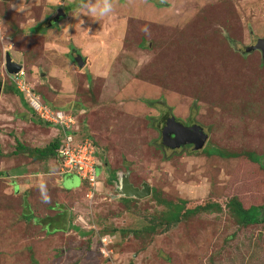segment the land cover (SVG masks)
Masks as SVG:
<instances>
[{
    "label": "rangeland",
    "instance_id": "374dc122",
    "mask_svg": "<svg viewBox=\"0 0 264 264\" xmlns=\"http://www.w3.org/2000/svg\"><path fill=\"white\" fill-rule=\"evenodd\" d=\"M59 7L68 18L50 28ZM82 9V0H0V146L14 145L10 133L35 145L52 136L12 93L9 53L33 91L71 117L77 139L90 136L108 160L97 192L79 191L76 202L58 193L62 179L68 188L77 177L55 162L0 160V264H264V222L241 227L225 208L233 197L264 204V57L245 52L264 38V0H115L104 17ZM171 117L204 130L202 150L162 145ZM212 148L239 156H208ZM109 169L160 199L223 210L136 237L163 207L148 197L124 202L117 182L106 183ZM44 199L51 210L36 206ZM46 216L55 231L39 225Z\"/></svg>",
    "mask_w": 264,
    "mask_h": 264
},
{
    "label": "trees",
    "instance_id": "16d2710c",
    "mask_svg": "<svg viewBox=\"0 0 264 264\" xmlns=\"http://www.w3.org/2000/svg\"><path fill=\"white\" fill-rule=\"evenodd\" d=\"M142 47V46H141ZM245 52L246 49H245ZM264 57V55H262ZM1 93V92H0ZM15 96H17L20 101L22 102L23 106L26 107L28 109V111L31 114V118L30 121L31 122H36L38 125L46 127V128H42V132L44 133H50L51 130H56V134H52L53 136H50L51 138L47 141L44 142L42 145H35L30 143L29 141H23V139H21V137H16L14 136L12 133L9 134V136L13 139V144L11 146H0V160H15L18 162H26V164H30V165H39V164H45V163H49V162H55L57 165H59L60 170H61V166H62V162H61V157L59 155V150L61 148V140H62V133H61V129L59 128V126H55V125H51V124H45L43 122H41L40 120L37 119L35 113L32 111V109L28 106L24 96L22 95V93H20L18 90H13L12 92ZM11 93V94H12ZM39 94V93H37ZM40 95V94H39ZM40 99L43 103L47 104V100L40 95ZM55 110H58L59 108H56L55 106L51 105ZM150 106V104H149ZM49 127V128H47ZM76 132V131H73ZM77 133V132H76ZM14 136V137H13ZM88 139L91 141L90 143L93 144L94 146H96L95 141L88 136ZM162 145H163V140H162ZM164 146V145H163ZM99 147V146H98ZM101 151L103 152V149H101ZM208 156H218L220 158H236L239 155L234 154V153H228V152H224V151H220L218 149H210V151H206ZM97 158L100 159L101 161V167L105 169L107 168V164H108V160L106 155L103 152V155H99L98 153H96ZM244 156L246 158L249 159L250 162L252 163H258V158L253 155L252 153H245ZM99 169L97 170V174H98ZM65 172H63L61 170V175H64ZM107 179H106V183L109 182H114L115 178H117L116 176V171L115 170H111L109 169L107 171ZM75 176L77 177V175L75 174ZM6 177V173L3 170H0V179ZM80 179V178H79ZM97 181L98 183L100 182L99 177L97 176ZM100 185V183H99ZM61 189H59V193L60 195H62L63 193L69 197L73 202H76L74 200H78V196L75 195V193L82 191V194H84V196H86L88 190L90 189L87 181L81 180V185L74 190H65L64 188L60 187ZM95 192H97V187L95 189ZM94 192V193H95ZM28 191H24L22 192L21 195H23V197H21L20 195V199L24 202L25 207L29 208V204L27 202V195H28ZM44 197V196H43ZM26 199V200H25ZM123 199L124 202H129V201H135L134 199L131 198H120ZM148 199H152L156 202V204H158L160 207H163L162 210H158L156 211V213L151 214L149 216L146 217L147 221H146V225H144L143 229H139V230H134L131 233L136 236L139 237L140 235L142 236H147V235H154V234H158L159 232H165L169 231L171 229H173L174 225L179 223L180 220H182L183 218H186L187 216H193L195 214H197L198 212H210V213H220L223 210V207L221 206V204L214 202V201H207L204 204L203 203H198L197 205H190L185 201H179L177 203H172L163 199H160V196H157L156 193H154V190L151 191V194L148 196ZM38 201L40 203H38ZM37 201V205H44V210H51V205L48 204V202L44 200H38ZM57 207H59L60 205H56ZM39 208H41L40 206H38ZM51 208V209H50ZM225 208L228 210V212L231 214V216L233 217L234 221L241 227H247L250 225H257L260 223L264 222V204L263 205H251L248 207H244L243 204L241 203V201H239L237 198L233 197L231 198L226 204H225ZM61 211H59L60 213ZM29 214H30V218L27 219L26 218V214L22 213L21 217H23L25 220L27 221H32L36 218L35 214L32 213L31 209L29 208ZM57 215V214H56ZM49 217H45V218H37L39 225L40 222H42L44 225H41L43 227L47 226L45 225V221L48 219ZM49 230V228L47 229ZM50 231H55V229H50ZM123 231V230H122ZM120 232V235L123 236L124 240H126L129 236L128 232ZM47 232V231H46ZM104 232V231H103ZM109 233H113L114 232H104L101 234H107L109 235ZM112 235V234H110Z\"/></svg>",
    "mask_w": 264,
    "mask_h": 264
},
{
    "label": "built area",
    "instance_id": "2783aa9c",
    "mask_svg": "<svg viewBox=\"0 0 264 264\" xmlns=\"http://www.w3.org/2000/svg\"><path fill=\"white\" fill-rule=\"evenodd\" d=\"M15 89L24 96L28 106L35 113L38 120L45 124L59 126L62 133L61 148V170L65 173H74L81 180L87 181L90 189L86 197L91 198L97 184V167L100 160L96 156L89 139H77L75 130L71 129L72 120L70 116L56 111L52 106L42 103L40 97L24 81L23 72L20 71L12 76ZM102 241L105 239L102 238Z\"/></svg>",
    "mask_w": 264,
    "mask_h": 264
},
{
    "label": "water",
    "instance_id": "95a60500",
    "mask_svg": "<svg viewBox=\"0 0 264 264\" xmlns=\"http://www.w3.org/2000/svg\"><path fill=\"white\" fill-rule=\"evenodd\" d=\"M63 16V14L58 15ZM261 50L264 55V38L257 39L254 45L249 46L246 51ZM79 67H83L85 60L77 59ZM21 65L13 62L9 53L5 55V69L8 74L14 75L21 70ZM208 135L199 125L190 127L184 126L177 122L174 118H168L162 128L163 145L170 150H175L184 146L191 145L193 151L202 150ZM151 194V188L144 183L141 188L134 186L129 182L127 177L121 179L118 183V196L124 198L144 199Z\"/></svg>",
    "mask_w": 264,
    "mask_h": 264
},
{
    "label": "crops",
    "instance_id": "0c3cea01",
    "mask_svg": "<svg viewBox=\"0 0 264 264\" xmlns=\"http://www.w3.org/2000/svg\"><path fill=\"white\" fill-rule=\"evenodd\" d=\"M59 10H57V12H58ZM51 12V11H50ZM48 13V12H47ZM65 15V14H64ZM67 15V14H66ZM65 15V16H66ZM54 16H50V18H48L47 20H49V19H52ZM66 18H68V16H66V17H64V19H66ZM68 20L69 19H67V20H65V22L67 23L68 22ZM47 22V26L48 27H52V28H54V26L55 27H57L56 26V24H59V28H60V25H61V23L62 22H58V23H56V22H54V21H52V20H50V21H46ZM53 24V25H52ZM77 25H78V23H77ZM76 25V26H77ZM75 26V27H76ZM79 27V26H78ZM39 29V31H41V29H40V27L38 28ZM75 45H71V47L73 48V50H72V53H73V60L72 61H75V62H77V59H82V56H81V54H80V51L78 50L80 47H76L77 49H75V47H74ZM77 50V51H76ZM74 51H76V52H74ZM69 52V49H68V51L66 52V54ZM72 53H71V55H72ZM80 54V55H79ZM60 109V108H59ZM59 109L58 110H56V111H59ZM62 113V112H61ZM51 130V132H50V134H56V130H53V129H50ZM53 136V135H52ZM39 141H40V139H39ZM40 144H38V146H39ZM99 169V171H98V173H99V175H101V174H103V172H104V168L103 167H101V165H99V167H97V170ZM99 175H98V177H99ZM117 178H115V181L117 182V184L119 183V181L121 180V179H123L124 177H127V176H116ZM65 180L66 179H64V181H63V179H62V181H61V187L62 188H64L65 190H74V189H77L80 185H81V180L77 177V179L75 180V181H72V182H70L69 180H68V183L69 184H71V186L69 187L68 186V188H65V186H63V183H65ZM66 185H67V181H66ZM57 216V215H56ZM53 223V224H52ZM48 224H49V227L48 228H52V229H56L57 228V221L56 220H53V218H48L46 221H45V225L46 226H48Z\"/></svg>",
    "mask_w": 264,
    "mask_h": 264
},
{
    "label": "clouds",
    "instance_id": "9594fccd",
    "mask_svg": "<svg viewBox=\"0 0 264 264\" xmlns=\"http://www.w3.org/2000/svg\"><path fill=\"white\" fill-rule=\"evenodd\" d=\"M114 3H115V0H96L95 3H93L92 0H87V3L84 4L82 0L83 9H86L87 13L97 15L99 17H104V16L111 14L114 9ZM98 184L99 183L97 181L96 187L98 186ZM117 187H118V184H117Z\"/></svg>",
    "mask_w": 264,
    "mask_h": 264
},
{
    "label": "flooded vegetation",
    "instance_id": "af4514ba",
    "mask_svg": "<svg viewBox=\"0 0 264 264\" xmlns=\"http://www.w3.org/2000/svg\"><path fill=\"white\" fill-rule=\"evenodd\" d=\"M58 9H59V11L57 12L58 14L56 13V14H55L56 16H54V17H53L52 19H50V20L56 22V21L60 20V18H62V17L64 18V17H65L63 11L60 10L61 8L59 7ZM61 14H63V16H60V17L57 18V16H58V15H61ZM56 23H57V22H56ZM52 25H53V24H52ZM247 48H248V47H247ZM247 48H246V49H247ZM259 51H260L261 55H263V52H262L261 50H259ZM82 60H83V59H82ZM73 63H76V62L73 61ZM184 147L187 148V147H191V146L188 145V146H184ZM181 148H182V147H181Z\"/></svg>",
    "mask_w": 264,
    "mask_h": 264
}]
</instances>
